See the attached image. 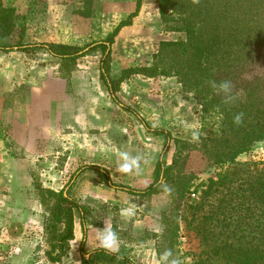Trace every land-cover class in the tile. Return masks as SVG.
<instances>
[{"label":"rangeland","instance_id":"rangeland-1","mask_svg":"<svg viewBox=\"0 0 264 264\" xmlns=\"http://www.w3.org/2000/svg\"><path fill=\"white\" fill-rule=\"evenodd\" d=\"M94 1L100 18L95 22L97 26L85 24L81 36L73 33L71 39L70 35L62 38L72 41L68 45L84 47L104 39L120 18L137 7V0ZM80 2L74 0L72 9L90 5L85 0L83 4ZM139 13L140 18L125 26L111 47L112 79L118 78L126 67L150 65L160 41L186 37L184 32L167 30L157 0H141ZM69 24H63V32L68 34ZM28 53L37 61L42 59L37 52ZM100 57L101 50L97 49L77 60L75 72L66 79L67 88L56 86L57 91L64 92L61 98L39 99L32 93L29 105L34 110H29L28 117L20 114V99L11 118L0 115V264H82L83 238L85 251L102 248L98 236L105 228L117 235L116 252L126 255L134 264H173L174 261L177 264H235L227 256L216 255L213 249L227 246L229 242L245 247L257 242L258 219L261 221L264 217V205L256 197L260 181H264V141L221 167L213 166L201 150L192 152L185 169L196 173L197 178L180 204V239L173 247H162L159 237L164 227L162 214L171 207L170 193H159L162 197L156 202L151 196H117L123 186L146 188L149 178L154 180V169L165 143L168 144L166 161L171 163L174 158V140L167 143L163 135L149 132L136 113L152 127L165 128L174 137L193 142L214 129L216 119L202 118L198 99L184 92L175 76L135 74L125 79L116 97L131 107L126 110L112 99L101 78ZM58 63L60 67V60ZM238 71L241 84L260 79L264 86V45L257 46L253 56ZM65 74L60 73V77L65 79ZM21 93L19 90L15 94L18 98L22 95L21 101L25 104L27 93ZM40 106L42 111L37 109ZM24 119L31 122L32 132L18 134L32 139L34 149L26 150L14 137L12 122ZM194 134L197 139H193ZM92 141L99 149L87 156ZM121 154L138 158V167L128 173L118 171L124 162ZM90 158L92 161L85 163ZM86 166L106 169L111 182L95 169L78 171ZM39 187L56 192L66 189L75 199L78 194L87 196L84 203L77 199L84 206V216L79 211L75 213V220L81 222L77 227L79 237L70 242L68 254L61 262H51L46 254L51 250L46 228L49 212ZM87 188L92 190L87 192ZM91 223L99 228L94 229L89 239L86 227ZM123 226L125 230L120 228ZM83 229H86L85 237ZM159 247L162 253L171 252L167 262L161 261Z\"/></svg>","mask_w":264,"mask_h":264},{"label":"trees","instance_id":"trees-1","mask_svg":"<svg viewBox=\"0 0 264 264\" xmlns=\"http://www.w3.org/2000/svg\"><path fill=\"white\" fill-rule=\"evenodd\" d=\"M90 5L79 9V14L91 15ZM162 22L169 31L184 32L186 37L177 40H162L153 54V62L144 66H129L122 69L116 79L110 77L111 47L116 36L125 27L132 25L133 19L141 9V0H137L136 9L104 39L93 41L84 47L68 44L46 42H27L25 28L19 35L16 30V9L6 7L0 0V51H22L25 53L45 49L60 58V70L66 72L64 78L69 80L75 70L77 60L97 49L101 50L99 60L100 75L106 83L111 97L119 104L116 92L128 77L141 74L146 77L175 76L183 91L192 93L202 107L205 121L216 119V127L206 135H201L198 142L174 137L170 130L152 127L149 122L139 117L145 128L153 134H161L169 143L174 140L175 153L171 163L165 159L168 151L166 145L154 169V180L144 189L123 186L133 195L150 197L163 191L171 195V207L162 214L163 230L160 234L162 247L178 243L180 239V204L190 193L196 173L185 169L187 159L194 150H201L215 167L230 164L236 158L264 141V86L260 79L249 80L241 84L239 69L255 53L257 46L264 45V0H157ZM230 81L233 99L225 102L223 94L211 87ZM131 110L128 105H123ZM243 114L242 123L234 124V116ZM95 169L107 178L108 171L99 166H86L79 169ZM115 186L114 183H109ZM70 185V182L68 183ZM117 187V185L115 186ZM42 202L48 208L46 228L50 236L51 250L46 254L51 262H61L69 251L70 242L75 238V213L84 216V206L71 197L66 189L58 192L40 188ZM257 202L264 205V181H260L256 194ZM49 198V199H48ZM258 219L259 235L252 247L236 245L217 246L216 255L227 256L235 264H264V217ZM86 229H83V237ZM83 238L80 246L82 264H134L121 252H110L103 248L92 251L84 250ZM225 249V251H224ZM158 254L162 251L159 247Z\"/></svg>","mask_w":264,"mask_h":264},{"label":"crops","instance_id":"crops-1","mask_svg":"<svg viewBox=\"0 0 264 264\" xmlns=\"http://www.w3.org/2000/svg\"><path fill=\"white\" fill-rule=\"evenodd\" d=\"M73 1L74 0H2L4 6L14 7L16 9L17 25L15 32L18 33V35L21 29L25 28V41L46 42L52 44H73L71 40L70 42H66L62 38L70 35L69 37L71 39V34L73 33L75 36H81L83 34V25L85 24L88 26H97L95 22L100 18L97 17L96 14V1L93 0L91 3V15L89 16L79 14L77 12L79 10L78 8L73 10ZM82 2H80V4H83ZM84 8L85 5L81 9ZM132 12L133 10L130 13ZM130 13H126L123 18H120L119 22L122 19H126ZM140 16L141 15L139 13V15L133 19V22L140 18ZM113 21L118 20L113 19ZM66 22L70 23L69 26L71 29L69 30V34L67 32H63V29L65 28L63 27V24ZM33 52H37L36 54L40 55L42 59L37 61L33 57H30L29 53L22 51H0V115L11 118L12 112L17 106L18 99H20V114L28 117L29 110L31 109L29 105L31 103L29 100L33 99V94L39 99L48 97L52 101L57 100L64 95V92L56 90V86L63 85L67 88L68 84L66 79H62L60 77L61 70L58 63L60 58L52 55L45 49H38ZM19 90L22 93H27V95L24 94L26 102L25 104L21 101L23 98L22 95L20 98H18L17 94H15L19 93ZM38 108L41 111L43 110L42 106L37 107V109ZM32 110H34L33 107L31 111ZM26 119H24V121H18V123L12 122V125L14 126L13 133L16 140L20 142V145L26 150H30L34 149L32 139H27L23 136L21 137L18 134H25L27 132L30 134V132H32L31 122ZM55 121L57 124L59 123V120L56 119ZM88 148L89 152L87 156H91L90 153L99 149L98 145L93 141L89 144ZM84 154L86 155L85 152ZM91 161L92 158L85 161V163ZM150 182H152L151 178H149L148 184H150ZM131 186H136V188H138L137 185ZM143 188L145 187L139 189ZM88 190L92 189L87 188L86 191L89 192ZM117 196L119 198H127L129 196L132 198L135 197V195L125 190H121ZM159 196L162 197V194H153L151 196L153 202H156L160 198ZM76 198L79 200L81 199V202L84 203L86 202L87 196L83 195L82 193L81 195H76ZM78 221V219L75 220V238L79 237L77 227L78 225H81V222ZM123 222L124 221H122V223ZM88 227H90V230H88ZM88 227H86L87 237L89 234L90 239L94 229L99 227L92 223L89 224ZM120 228L125 230V226Z\"/></svg>","mask_w":264,"mask_h":264},{"label":"clouds","instance_id":"clouds-1","mask_svg":"<svg viewBox=\"0 0 264 264\" xmlns=\"http://www.w3.org/2000/svg\"><path fill=\"white\" fill-rule=\"evenodd\" d=\"M211 87L217 92V94H223L225 102H229L233 99L231 95V83L230 81H223L217 84L215 81L211 82ZM243 114H237L234 116V124L239 125L242 123ZM196 134L193 135V139H197ZM123 163L119 165L118 171L128 173L133 167H138V158L129 157L127 154H121ZM100 246L107 251L116 252L118 248V238L116 233L110 228H105L98 236ZM171 256L170 251H165L161 255V261L167 262ZM177 264V262H173Z\"/></svg>","mask_w":264,"mask_h":264}]
</instances>
